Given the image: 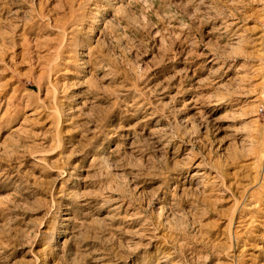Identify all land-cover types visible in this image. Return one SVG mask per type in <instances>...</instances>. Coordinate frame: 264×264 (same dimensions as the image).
I'll use <instances>...</instances> for the list:
<instances>
[{
    "label": "rangeland",
    "instance_id": "obj_1",
    "mask_svg": "<svg viewBox=\"0 0 264 264\" xmlns=\"http://www.w3.org/2000/svg\"><path fill=\"white\" fill-rule=\"evenodd\" d=\"M0 264H264V0H0Z\"/></svg>",
    "mask_w": 264,
    "mask_h": 264
}]
</instances>
